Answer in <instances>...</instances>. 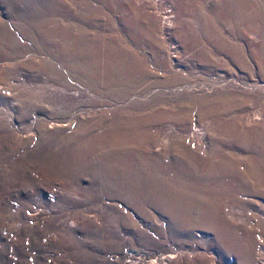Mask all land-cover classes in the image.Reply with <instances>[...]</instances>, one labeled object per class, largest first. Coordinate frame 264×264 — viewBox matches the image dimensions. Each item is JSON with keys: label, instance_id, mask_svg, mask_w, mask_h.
I'll use <instances>...</instances> for the list:
<instances>
[{"label": "rangeland", "instance_id": "rangeland-1", "mask_svg": "<svg viewBox=\"0 0 264 264\" xmlns=\"http://www.w3.org/2000/svg\"><path fill=\"white\" fill-rule=\"evenodd\" d=\"M231 158L264 168V0H0V264H264Z\"/></svg>", "mask_w": 264, "mask_h": 264}, {"label": "bare ground", "instance_id": "bare-ground-1", "mask_svg": "<svg viewBox=\"0 0 264 264\" xmlns=\"http://www.w3.org/2000/svg\"><path fill=\"white\" fill-rule=\"evenodd\" d=\"M247 159H249V161H251V157H248ZM237 165H238V158H231V160H229V163H223L221 165V169H219V171L224 169V171H222V174L225 173V171L227 173L229 172L230 177L237 180L241 186H243L242 184H243V182H245L246 187L248 184L247 179L251 176H253L255 179H257V177H259L260 179L261 178L264 179V168L258 167V168H255L254 170H250V169L239 170ZM215 179H218L217 182L220 181L219 176L218 177L215 176ZM262 184H264V182ZM257 185L260 186L261 184L257 183Z\"/></svg>", "mask_w": 264, "mask_h": 264}]
</instances>
